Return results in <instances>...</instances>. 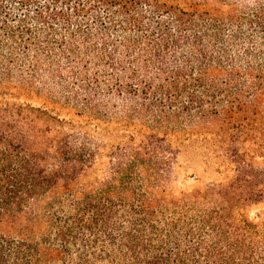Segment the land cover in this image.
Segmentation results:
<instances>
[{
	"label": "trees",
	"instance_id": "obj_1",
	"mask_svg": "<svg viewBox=\"0 0 264 264\" xmlns=\"http://www.w3.org/2000/svg\"><path fill=\"white\" fill-rule=\"evenodd\" d=\"M250 202L264 0H0V264H264Z\"/></svg>",
	"mask_w": 264,
	"mask_h": 264
},
{
	"label": "rangeland",
	"instance_id": "obj_2",
	"mask_svg": "<svg viewBox=\"0 0 264 264\" xmlns=\"http://www.w3.org/2000/svg\"><path fill=\"white\" fill-rule=\"evenodd\" d=\"M25 100V97H22ZM34 104H41L43 101L47 100L44 95L33 96L31 99ZM49 101V99H48ZM187 162H191L188 164ZM178 170L174 176L173 186L175 189H192L196 186L201 185L200 182H208L215 178L217 175L213 171V167L208 168L206 172L202 171L201 160L198 155L193 154L190 159L181 158L179 161ZM195 172L198 173V176L201 178V181L194 179ZM262 214L264 216V203L250 202L247 204L245 208V214L250 219H254L258 214Z\"/></svg>",
	"mask_w": 264,
	"mask_h": 264
}]
</instances>
